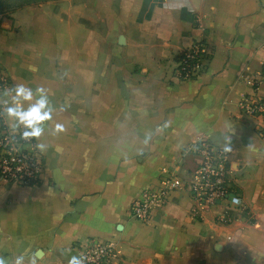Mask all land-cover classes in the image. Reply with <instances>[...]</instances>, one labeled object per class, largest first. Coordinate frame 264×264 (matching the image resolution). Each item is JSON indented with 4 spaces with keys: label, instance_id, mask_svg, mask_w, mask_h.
<instances>
[{
    "label": "crops",
    "instance_id": "0c3cea01",
    "mask_svg": "<svg viewBox=\"0 0 264 264\" xmlns=\"http://www.w3.org/2000/svg\"><path fill=\"white\" fill-rule=\"evenodd\" d=\"M194 43L204 70L179 78ZM0 70L5 127L23 126L7 112L17 85L50 115L40 184L0 179L4 264H70L93 238L114 244L111 264H264V116L240 108L264 100V0H0ZM201 142L228 152L241 193L225 222L187 187ZM169 177L151 220L130 217Z\"/></svg>",
    "mask_w": 264,
    "mask_h": 264
},
{
    "label": "built area",
    "instance_id": "2783aa9c",
    "mask_svg": "<svg viewBox=\"0 0 264 264\" xmlns=\"http://www.w3.org/2000/svg\"><path fill=\"white\" fill-rule=\"evenodd\" d=\"M206 54L201 43H194L176 58V74L182 79L197 77L206 64ZM10 86L8 77L0 70V92ZM241 112L247 116H263L264 104L255 97H246L241 103ZM4 107L0 104V179L6 183L30 187L40 184L45 170V161L37 148L35 138H24V126L8 128L3 125ZM201 154L199 165L192 171L187 183L191 198L200 208L213 211L215 217L225 222L224 207L232 194L229 154L224 149L209 143H198ZM173 178H165L163 187L146 188L131 201L129 215L148 223L154 212L161 209L169 197L168 185H175ZM229 217V216H228ZM114 244L110 241L88 239L80 245L77 258L83 264H111L115 259Z\"/></svg>",
    "mask_w": 264,
    "mask_h": 264
},
{
    "label": "clouds",
    "instance_id": "9594fccd",
    "mask_svg": "<svg viewBox=\"0 0 264 264\" xmlns=\"http://www.w3.org/2000/svg\"><path fill=\"white\" fill-rule=\"evenodd\" d=\"M20 98L25 101H31L33 99L32 90L26 88L24 85L16 86L15 96L13 97V103L16 106L7 109L8 115L15 117L18 123L24 126L26 129L23 132L24 138H38L43 133V129L39 125L50 118L49 112L45 111L47 100L41 97L35 104H32L27 110H24L20 103ZM37 147L43 150L45 145L39 144ZM0 264H4L3 259H0ZM16 264H22V258H19ZM70 264H83V261L80 258L73 257Z\"/></svg>",
    "mask_w": 264,
    "mask_h": 264
},
{
    "label": "rangeland",
    "instance_id": "374dc122",
    "mask_svg": "<svg viewBox=\"0 0 264 264\" xmlns=\"http://www.w3.org/2000/svg\"><path fill=\"white\" fill-rule=\"evenodd\" d=\"M38 1H46V0H38ZM264 116V115H263ZM250 117H258V115H253ZM232 177V175L230 174ZM235 180H233V177L231 179V184H232V194L229 198V203L224 207V212L226 213L227 217L233 215L236 216V214H241L244 212V209L241 205V196H240V191L237 187V185L234 183Z\"/></svg>",
    "mask_w": 264,
    "mask_h": 264
},
{
    "label": "trees",
    "instance_id": "16d2710c",
    "mask_svg": "<svg viewBox=\"0 0 264 264\" xmlns=\"http://www.w3.org/2000/svg\"><path fill=\"white\" fill-rule=\"evenodd\" d=\"M186 13H187V11L185 9H183L182 13H181V18L186 19L187 18V14ZM262 103L264 104V100L262 101Z\"/></svg>",
    "mask_w": 264,
    "mask_h": 264
}]
</instances>
